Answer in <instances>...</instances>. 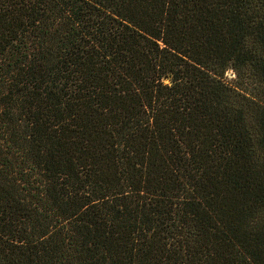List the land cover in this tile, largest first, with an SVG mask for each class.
Here are the masks:
<instances>
[{
  "label": "trees",
  "instance_id": "16d2710c",
  "mask_svg": "<svg viewBox=\"0 0 264 264\" xmlns=\"http://www.w3.org/2000/svg\"><path fill=\"white\" fill-rule=\"evenodd\" d=\"M0 264H264V0H0Z\"/></svg>",
  "mask_w": 264,
  "mask_h": 264
},
{
  "label": "water",
  "instance_id": "95a60500",
  "mask_svg": "<svg viewBox=\"0 0 264 264\" xmlns=\"http://www.w3.org/2000/svg\"><path fill=\"white\" fill-rule=\"evenodd\" d=\"M228 75H232L230 72H228Z\"/></svg>",
  "mask_w": 264,
  "mask_h": 264
}]
</instances>
